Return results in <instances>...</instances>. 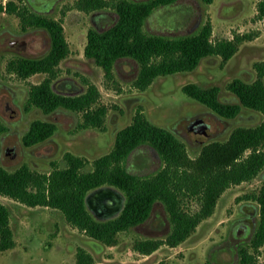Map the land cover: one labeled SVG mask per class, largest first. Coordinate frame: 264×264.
Wrapping results in <instances>:
<instances>
[{"label":"rangeland","instance_id":"1","mask_svg":"<svg viewBox=\"0 0 264 264\" xmlns=\"http://www.w3.org/2000/svg\"><path fill=\"white\" fill-rule=\"evenodd\" d=\"M14 1L63 23L70 52L58 66V76L52 82L54 90L74 95L94 83L101 94L99 104L106 106L107 113L102 127H81V112L60 108L44 113L38 107L26 110L30 86L42 81L46 73L21 78L8 69L9 62L17 57L44 55L50 49L51 36L45 28H24L16 13L0 12V164L9 170L27 163L45 173L52 170L53 161L65 167L64 154L68 151L92 162L113 148L117 132L132 122L139 107L153 123L182 139L191 157H196L207 142L226 140L235 127L255 126L264 120L263 112L245 106L235 117H223L182 89L189 82L206 88L217 85L221 101L239 102L228 84L236 78L255 80V63L264 60L260 0H176L156 9L145 23L149 32L190 34L209 21L211 38L216 41L238 37L237 50L228 60L210 55L192 71L160 75L145 89L134 84L139 70L134 58H119L107 75L86 55L89 30H105L118 19L112 5L86 11L78 7V0ZM37 118L54 121L58 128L49 139L25 146L22 136ZM196 119L202 121L200 127L204 126L205 132L193 125ZM124 164L133 173L148 175L161 168L162 159L152 146L143 143L127 156ZM91 168V163L85 167ZM263 184L264 168L252 179L232 184L219 197L213 214L186 240L174 247L164 244L151 254L139 252L134 243L139 239L164 238L170 232L169 216L161 202L155 204L145 222L120 232L117 243L108 245L69 223L58 208L30 206L0 194V201L10 209L15 238L14 247L0 252V264H77L79 247L89 251L98 264H237L239 248L251 247L260 218L259 203L248 196ZM101 190L112 197L113 205L101 204ZM124 201L123 192L111 186L92 190L86 197L89 209L100 219L118 215ZM186 205L190 210L199 208L198 200L193 198ZM257 264H264V244L258 251Z\"/></svg>","mask_w":264,"mask_h":264},{"label":"trees","instance_id":"2","mask_svg":"<svg viewBox=\"0 0 264 264\" xmlns=\"http://www.w3.org/2000/svg\"><path fill=\"white\" fill-rule=\"evenodd\" d=\"M175 1L78 0V7L83 10L112 5L118 14L109 28L89 30L86 55L102 66L107 75L119 58H134L139 64L134 84L140 89L147 88L160 75L192 71L204 57L220 55L228 60L233 56L238 37L214 41L209 21L197 32L177 36L145 29L147 19L156 9ZM4 11L18 14L24 28H45L51 36L50 49L44 55L17 57L9 62L8 69L21 78L46 73L42 81L30 86L25 109L38 107L44 113H52L64 108L82 113L81 127H102L107 108L99 104L101 94L96 84L89 83L85 92L74 95L58 92L52 86L60 62L70 52L63 23L14 0L0 1V12ZM258 11L264 17V0L259 1ZM255 68L258 74L255 80L236 78L228 84L239 100L237 103L221 101L217 85L206 88L189 82L182 89L223 117H235L243 106L264 113V60L256 62ZM57 128L54 121L34 119L22 142L28 147L36 145L52 137ZM143 143L152 146L162 159L161 168L148 175L133 173L124 164L127 156ZM64 159L65 167L53 161L52 170L45 173L27 163L14 170L0 164V194L30 206L58 208L69 223L108 245L117 243L120 232L145 222L155 204L161 202L169 216L170 232L164 238L139 239L134 243L139 252L151 254L164 244L174 247L186 240L213 214L219 197L228 187L252 179L264 168V120L255 126L235 127L226 140L207 142L196 157H191L182 139L170 129L153 123L139 107L132 122L117 132L109 152L90 162L85 156L68 151ZM89 163L92 168L85 169ZM104 186L121 190L125 201L118 215L100 219L89 209L86 197ZM248 197L259 203L260 218L251 247L239 248L237 264H257L258 251L264 244V184ZM189 198L198 200V209H188ZM14 246L10 209L0 201V252ZM76 257L77 264H98L82 247L78 248Z\"/></svg>","mask_w":264,"mask_h":264},{"label":"flooded vegetation","instance_id":"3","mask_svg":"<svg viewBox=\"0 0 264 264\" xmlns=\"http://www.w3.org/2000/svg\"><path fill=\"white\" fill-rule=\"evenodd\" d=\"M100 202L102 205H104L106 207L114 204V201H113L111 196H105L103 199L100 200Z\"/></svg>","mask_w":264,"mask_h":264},{"label":"water","instance_id":"4","mask_svg":"<svg viewBox=\"0 0 264 264\" xmlns=\"http://www.w3.org/2000/svg\"><path fill=\"white\" fill-rule=\"evenodd\" d=\"M200 124L202 125V121H201L200 119H196V120L193 122V125H195L196 129L201 128V127H200ZM202 127H203V128H201V130H202L203 132H205L206 130H205L204 126H202ZM103 193H105V191H103V190L99 191V194L104 195ZM104 197H105V195H104ZM104 197H103V198H104ZM109 201H110V200H109ZM122 207H123V206H122Z\"/></svg>","mask_w":264,"mask_h":264}]
</instances>
